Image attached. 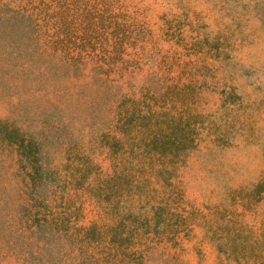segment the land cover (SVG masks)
Listing matches in <instances>:
<instances>
[{
  "label": "rangeland",
  "instance_id": "1",
  "mask_svg": "<svg viewBox=\"0 0 264 264\" xmlns=\"http://www.w3.org/2000/svg\"><path fill=\"white\" fill-rule=\"evenodd\" d=\"M0 264H264V0H0Z\"/></svg>",
  "mask_w": 264,
  "mask_h": 264
},
{
  "label": "trees",
  "instance_id": "2",
  "mask_svg": "<svg viewBox=\"0 0 264 264\" xmlns=\"http://www.w3.org/2000/svg\"><path fill=\"white\" fill-rule=\"evenodd\" d=\"M13 142H16V143H18L19 144V146L20 145H22V143H23V138L22 137H20L19 139H11ZM30 156L28 157V159H29V161H30V165H31V168H30V170H29V172H28V176H29V178H30V180H31V182H32V185L33 186H35L36 184H38L40 181H41V179H42V176H43V173L45 172V171H47L48 170V168H45V167H43V165L41 164V162L39 161V159H38V157L37 156H35V155H33V154H29ZM36 187H34V189H35ZM41 192V191H40ZM39 192V193H40ZM38 193V194H39ZM37 194V195H38ZM34 197H36V196H34V194H32V196H31V199L33 198V199H37V201H40V202H43L39 197L40 196H37V198H34ZM32 203L34 204V201L32 200ZM31 217H32V220L33 221H35V222H38L37 224L35 223V225H37V226H41L40 224H39V217H38V215H37V212H32L31 213ZM36 219L38 220V221H36Z\"/></svg>",
  "mask_w": 264,
  "mask_h": 264
}]
</instances>
